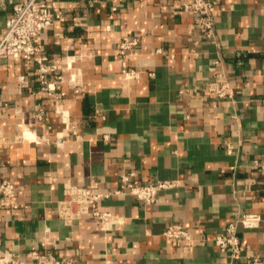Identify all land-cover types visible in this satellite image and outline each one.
Returning a JSON list of instances; mask_svg holds the SVG:
<instances>
[{
    "label": "crops",
    "instance_id": "0c3cea01",
    "mask_svg": "<svg viewBox=\"0 0 264 264\" xmlns=\"http://www.w3.org/2000/svg\"><path fill=\"white\" fill-rule=\"evenodd\" d=\"M19 1L0 0V38ZM51 1L60 17L39 42L62 67L52 95L34 61L0 56V180L14 183L19 202L0 205V255L26 264H35L32 250L72 264H228L212 237L255 212L262 222L240 228L235 264L264 259V171L253 165L264 155V0H213L219 47L181 10L187 0ZM124 37L139 40L128 55L138 77L122 72ZM218 57L235 100L208 89ZM130 171L141 183L176 186L152 205L131 194L102 199L104 223L90 213L72 224L59 218L67 184L114 191ZM174 223L194 241L165 237Z\"/></svg>",
    "mask_w": 264,
    "mask_h": 264
},
{
    "label": "built area",
    "instance_id": "2783aa9c",
    "mask_svg": "<svg viewBox=\"0 0 264 264\" xmlns=\"http://www.w3.org/2000/svg\"><path fill=\"white\" fill-rule=\"evenodd\" d=\"M181 10L194 17L196 24L201 28L206 39L213 44L220 46L216 34V5L213 0H187ZM60 13L53 11L51 0H21L13 5L12 11L7 18L6 25L0 38V56L20 58L25 61H34L37 65V73L42 83V90L52 95L56 89V82L63 81V75L58 73L61 66L51 63L46 54L43 53L42 45L39 42L40 34L48 28ZM137 38L124 37L120 48L122 50L121 64L122 72L126 77H138L140 72L128 65L129 52L137 46ZM73 57H68L65 62V69H72ZM217 67L214 81L208 89L219 99L229 98L235 100V90L228 79V73L224 67L221 57L214 61ZM64 68V67H63ZM78 71L71 73V81L76 83ZM153 74V72H150ZM54 75L55 79H49ZM79 92V88L75 89ZM61 111L60 109H57ZM229 153L233 152V145H227ZM253 165L264 171V155L255 158ZM176 186L171 181H155L141 183L135 171L124 173L120 178L119 187L114 191L101 192L94 187L78 186L67 184L64 189V197L57 205V213L65 223L72 224L81 219L84 214H92L104 223L109 221L111 214L102 211L100 203L102 199L116 195L131 194L136 196L146 205L154 204L161 191ZM0 205L4 207L18 208L16 187L9 179L0 180ZM262 222V215L255 212H243L230 221L225 230L212 237L213 243L222 252L228 254V264H235L241 259L243 253V239L240 228H256ZM163 235L177 242H193L194 238L189 230L183 225L174 223ZM27 257L35 264H72L71 260L58 258L51 252L32 250ZM254 264H263L264 259L258 255L251 257ZM0 264H26L23 259L15 254L3 252L0 255Z\"/></svg>",
    "mask_w": 264,
    "mask_h": 264
}]
</instances>
